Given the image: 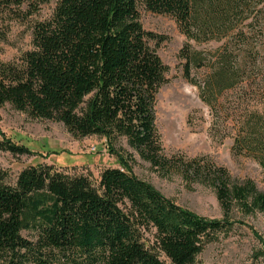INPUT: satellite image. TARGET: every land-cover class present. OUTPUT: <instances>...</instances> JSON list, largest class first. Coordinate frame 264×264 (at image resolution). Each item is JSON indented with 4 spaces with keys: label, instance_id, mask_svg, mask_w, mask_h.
I'll return each mask as SVG.
<instances>
[{
    "label": "trees",
    "instance_id": "trees-1",
    "mask_svg": "<svg viewBox=\"0 0 264 264\" xmlns=\"http://www.w3.org/2000/svg\"><path fill=\"white\" fill-rule=\"evenodd\" d=\"M33 1L0 0V9ZM140 9L173 17L189 42L221 44L186 45L183 77L216 136L264 172V0H59L50 19L33 25L31 49L0 60V106L61 123L78 138H103L119 167L94 180L41 164L12 183L0 170V264H196L230 231L233 199L264 214V194L250 180L233 191L225 168L163 154L154 108L167 68ZM122 143L156 171L213 188L224 218L199 217L139 180ZM0 152L29 154L1 136Z\"/></svg>",
    "mask_w": 264,
    "mask_h": 264
},
{
    "label": "rangeland",
    "instance_id": "rangeland-1",
    "mask_svg": "<svg viewBox=\"0 0 264 264\" xmlns=\"http://www.w3.org/2000/svg\"><path fill=\"white\" fill-rule=\"evenodd\" d=\"M58 1L35 0L20 8L0 9L1 61H16L21 53L31 49L33 25L50 19ZM139 13L143 29L157 36L158 42L150 44L167 68L166 83L158 91L154 108V124L163 154L186 161L206 159L228 171L233 191H239L250 180L258 193L264 194L263 170L253 160L235 156L231 152L230 139L221 140L216 136L197 88L183 77L184 62L179 54L186 45L190 44L197 51H212L221 44L189 42L173 17L143 9ZM192 74L199 78L203 72ZM0 136L29 153L14 156L0 152V170L7 174L10 183L23 169L41 164L54 165L69 175H84L94 180L104 169L119 167L103 138L75 137L61 123L32 119L8 104L0 106ZM122 147L127 156H131L129 166L139 180L199 217L211 221L224 218L213 188L201 182L187 181L176 172L156 171L124 143ZM249 204L241 205L236 199L231 201L230 231L207 245L196 257V264H264V214Z\"/></svg>",
    "mask_w": 264,
    "mask_h": 264
}]
</instances>
